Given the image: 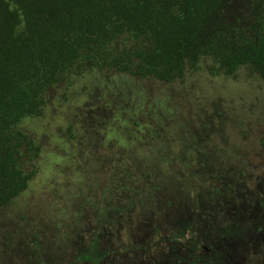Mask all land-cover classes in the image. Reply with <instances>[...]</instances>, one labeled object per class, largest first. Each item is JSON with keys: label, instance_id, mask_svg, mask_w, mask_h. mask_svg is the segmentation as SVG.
I'll return each instance as SVG.
<instances>
[{"label": "rangeland", "instance_id": "rangeland-1", "mask_svg": "<svg viewBox=\"0 0 264 264\" xmlns=\"http://www.w3.org/2000/svg\"><path fill=\"white\" fill-rule=\"evenodd\" d=\"M139 46L125 35L109 51ZM80 69L18 126L41 154L26 163L37 169L27 190L0 208V264H239L249 241L264 245V80L253 68L227 76L206 59L173 82Z\"/></svg>", "mask_w": 264, "mask_h": 264}, {"label": "trees", "instance_id": "trees-1", "mask_svg": "<svg viewBox=\"0 0 264 264\" xmlns=\"http://www.w3.org/2000/svg\"><path fill=\"white\" fill-rule=\"evenodd\" d=\"M125 35L146 46L110 52ZM206 59L264 80V0H0V208L37 174L26 163L41 147L18 126L43 115L62 74L79 64L173 82Z\"/></svg>", "mask_w": 264, "mask_h": 264}, {"label": "flooded vegetation", "instance_id": "flooded-vegetation-1", "mask_svg": "<svg viewBox=\"0 0 264 264\" xmlns=\"http://www.w3.org/2000/svg\"><path fill=\"white\" fill-rule=\"evenodd\" d=\"M248 243L250 245H252L251 249H253L254 254L253 255H249L248 257H245L244 255H239V258H240L239 264H264V255H263L264 249L263 250H258L257 252L255 251V247H262L264 245H259V244H257L256 241H249ZM237 245H238L239 249H242V247L246 246L247 244L240 241ZM250 245H249V247H250ZM256 254H259V255L256 256ZM159 257L160 256H157L155 258L153 257V260H154V262L156 264H158V263L169 264L170 263L168 261H164V258H162V257L159 258ZM218 262L223 263L220 260L219 257H214L211 260H199V259L197 260L198 264H203V263L204 264H210V263L211 264H217ZM173 263L174 264H179L176 261L172 262V264ZM190 263L195 264V262L192 259H189L187 261V264H190ZM139 264H154V263H152V261H151V263H147V262H145V260L142 261L140 259ZM180 264H186V263L182 260Z\"/></svg>", "mask_w": 264, "mask_h": 264}]
</instances>
